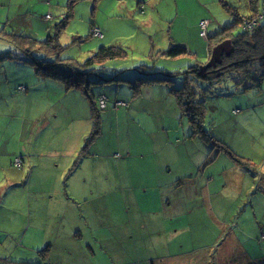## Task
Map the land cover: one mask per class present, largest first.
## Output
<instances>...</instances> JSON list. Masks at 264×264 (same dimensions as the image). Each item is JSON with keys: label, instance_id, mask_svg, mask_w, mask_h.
<instances>
[{"label": "rangeland", "instance_id": "1", "mask_svg": "<svg viewBox=\"0 0 264 264\" xmlns=\"http://www.w3.org/2000/svg\"><path fill=\"white\" fill-rule=\"evenodd\" d=\"M68 1L0 0V255L28 264H264V80L243 91L232 73L191 83L192 100L174 92L181 72L208 61L211 28L250 17L248 0H80L71 13ZM200 21L212 24L206 39ZM92 26L103 39L90 37ZM13 35H58L62 59L79 62L123 47L127 57L106 62L105 79L180 75L141 82L137 95L126 82L92 87L95 102L107 97L95 121L84 95L24 63ZM176 46L191 54L155 55ZM235 238L238 251H219Z\"/></svg>", "mask_w": 264, "mask_h": 264}, {"label": "trees", "instance_id": "2", "mask_svg": "<svg viewBox=\"0 0 264 264\" xmlns=\"http://www.w3.org/2000/svg\"><path fill=\"white\" fill-rule=\"evenodd\" d=\"M79 1L80 0L68 1L67 9L69 13L72 12V8ZM248 4L251 11L250 17L239 18L235 14L236 18L233 25L226 26L224 29L220 30L216 35H214V37L207 39L209 43V54L214 46L223 42L224 40L231 41L233 46L232 53L227 58H225L226 56L221 58V65H218L220 68L217 73L208 72L203 79L198 76L199 64L190 66L187 70L181 72L182 87L179 89V91H174L177 93L180 92L181 97L179 100H181L183 97L191 100L194 99V97H197L194 93L195 89H191L190 84L192 83L195 85V82L198 80L210 81L212 79H218L223 75L233 73L237 83L241 84L243 91L249 90L250 87L259 86L264 80V11L263 13H259V8H264V0H248ZM66 15L62 19L61 23L56 25L57 33L65 28L63 22L69 18V15ZM244 22H255V25L252 30H247L244 29ZM237 24L241 26L243 31L234 34L232 31L237 26ZM94 28L95 26H92L90 29V37L97 38L94 37L93 33H91ZM99 31L102 34L101 30ZM57 36L47 37L45 41L24 38L17 35L8 37L9 43L14 46L17 52H20L24 56V63L35 67V72L39 77L61 82L65 85L67 90H76L84 95L89 100L91 107V118H94L95 121L101 119L100 112L98 111H100V109L105 111V108L107 107V97L105 96L104 92H101L99 93L95 102L94 96L91 95L92 87L104 86L105 83L110 82H126L131 84L130 89L134 91V95H137V91H139L137 89L138 85L143 84L141 82L151 83L152 81H163L172 83L173 80H170V78H173V75H180L178 73V75H168L167 78L153 77L150 79H145L140 78L137 76L140 74L136 73L134 80L123 81L117 78V76L121 73V71H119L117 73H113L114 77L111 79H105L101 77V74L104 71V64L109 61L121 60L127 57V52L123 49V47L115 45L109 48H99L95 52L91 53L86 58V60L79 62L74 59H62L61 56L66 48H63L59 44ZM98 38L103 39V35L102 37ZM190 54L191 53L187 48L183 46H176L171 47L167 51H158L155 55L156 57L173 60L183 55ZM6 57L12 58L9 56H5V58ZM136 70L141 71L148 76L157 74L153 71L145 72L140 68H136L135 72H137ZM191 74L194 76L190 77ZM91 78H94V81H92ZM101 98H104V106L100 105ZM116 104V107L122 106V103L120 102H117ZM200 117V114L194 113L193 121H199ZM195 133H200V128L199 130L194 129V134ZM93 135L95 136V132ZM15 165L16 167L22 166L21 161L17 159L15 161ZM260 241H264V236L261 237ZM229 246H235L234 249L238 251L236 238L235 242L232 240L226 242L225 245L221 246L219 251H225V249L229 248ZM234 249L230 251H234ZM216 261L213 263H216Z\"/></svg>", "mask_w": 264, "mask_h": 264}, {"label": "water", "instance_id": "3", "mask_svg": "<svg viewBox=\"0 0 264 264\" xmlns=\"http://www.w3.org/2000/svg\"><path fill=\"white\" fill-rule=\"evenodd\" d=\"M233 46L230 40H224L223 42L214 46L211 50L209 60L198 67V76L204 78L208 69H211V73H214L217 65L221 64V58L223 55L227 57L232 53Z\"/></svg>", "mask_w": 264, "mask_h": 264}, {"label": "crops", "instance_id": "4", "mask_svg": "<svg viewBox=\"0 0 264 264\" xmlns=\"http://www.w3.org/2000/svg\"><path fill=\"white\" fill-rule=\"evenodd\" d=\"M46 16H49V15H46ZM46 16H45V18H46ZM51 18L50 19H48L47 21H49V20H51L52 19V17L53 16H50ZM201 22V21H200ZM199 22V23H200ZM199 23L196 25V30H197V32H198V35H199V32H200V28H199ZM212 24L209 22L208 23V26H207V30H210V26H211ZM220 29H219V28ZM218 28V29H217ZM225 28V26L223 25H219V26H217L216 28H211V32H210V34L212 35V34H217L220 30H222V29H224ZM218 30V31H217ZM217 32V33H216ZM211 53V52H210ZM210 55V54H209ZM208 55V60H209V56ZM22 90H25V89H22ZM181 184H185L184 182H179V184H178V186H177V188H180V186H181ZM194 194V193H193ZM93 241V243H96V244H100V243H103V242H105V241H102V242H99V241H95L94 239H92L91 240V242ZM0 246H2V245H0ZM48 251V249H46L45 251H44V254H43V258L44 257H46V252ZM84 254L87 256H89L90 254H89V252H84ZM5 256V257H4ZM4 256H2V255H0V261H7V262H9V263H11V264H22V263H24V264H28V263H26V262H23V261H21V263H18L17 261H15V260H13L12 259V254L10 253V254H8L7 253V255H4ZM43 262H45V261H43ZM36 264H41V263H39V261H37V263ZM46 264H50V263H46Z\"/></svg>", "mask_w": 264, "mask_h": 264}, {"label": "built area", "instance_id": "5", "mask_svg": "<svg viewBox=\"0 0 264 264\" xmlns=\"http://www.w3.org/2000/svg\"><path fill=\"white\" fill-rule=\"evenodd\" d=\"M46 18H50V16H46ZM254 25H255V22H244V29L252 30ZM207 26H208V21H201L199 23V28H200L199 36L203 39H206ZM92 33L94 37H102V34L100 33L99 29L94 28L92 30ZM100 105L104 106V98L100 99Z\"/></svg>", "mask_w": 264, "mask_h": 264}, {"label": "flooded vegetation", "instance_id": "6", "mask_svg": "<svg viewBox=\"0 0 264 264\" xmlns=\"http://www.w3.org/2000/svg\"><path fill=\"white\" fill-rule=\"evenodd\" d=\"M223 56L225 57L226 55H223ZM225 58H227V56H226ZM220 65H221V64H219V66H220ZM217 66H218V65H217ZM219 66H218V67H216V69H215L214 73H217V72H218V70H219V68H220ZM208 72H210V73H211V69H208L206 73H208Z\"/></svg>", "mask_w": 264, "mask_h": 264}]
</instances>
